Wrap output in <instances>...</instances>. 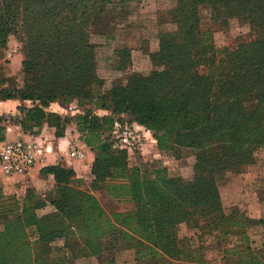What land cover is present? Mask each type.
Masks as SVG:
<instances>
[{
	"label": "trees",
	"instance_id": "trees-1",
	"mask_svg": "<svg viewBox=\"0 0 264 264\" xmlns=\"http://www.w3.org/2000/svg\"><path fill=\"white\" fill-rule=\"evenodd\" d=\"M113 1L0 0V48L19 33L27 50L23 86L0 73V100L20 101L19 115L0 121L15 120L31 134L47 124L61 138L74 119L80 140L95 152L89 187L72 168L54 164L43 168L55 177L54 194L0 188V264H77L94 256L102 264H196L181 224L201 234L210 224L218 230L221 264H264V241L250 234L264 218L225 213L219 189L221 179L256 163L264 149V0H176V29L160 34L152 69L105 89L90 26ZM205 4L220 26L234 18L248 23V36L217 46L200 25ZM73 100L84 110L73 119L48 109ZM123 114L152 131L164 156L192 155L191 175L131 165L112 138ZM97 191L131 208L108 212ZM58 240L67 252L54 251ZM127 249L134 250L133 262L119 261Z\"/></svg>",
	"mask_w": 264,
	"mask_h": 264
},
{
	"label": "rangeland",
	"instance_id": "rangeland-1",
	"mask_svg": "<svg viewBox=\"0 0 264 264\" xmlns=\"http://www.w3.org/2000/svg\"><path fill=\"white\" fill-rule=\"evenodd\" d=\"M175 7L176 0H132L124 4H121L120 0H114L109 5L107 12L102 15V19L90 26V39L97 45L98 72L105 80V89H108L112 84L124 82L128 73L135 71L148 73L152 69L150 55L159 50L160 34L176 29L173 20ZM199 14L202 29L213 32L216 45L219 47L228 45L240 37H246L250 32L249 24L237 18L232 19L228 27L218 25L217 21L213 19L210 5H202L199 8ZM22 37L19 33H12L8 36L7 43L0 48V73L12 77L19 86H23L25 83L23 61L27 58V50ZM122 48L129 49V54H122V57L117 55L116 50ZM122 59H125V64L121 63ZM27 104L31 105V102H27ZM48 109L72 119L76 115L84 113L83 108L75 100L70 103L53 102ZM98 113L103 115L106 111L99 110ZM15 115H19V113ZM122 116L125 117L122 118L124 122L121 120L115 122L112 138L114 147L127 151L131 165L144 163L150 168L165 167L174 177L191 175L192 155L182 158L164 156L158 149L157 139L150 129L131 120L129 115L123 114ZM118 124L137 130L142 135V146L138 149L123 146L116 132V127L119 128ZM65 136L72 140L77 147L76 143L81 144L82 141L79 138L74 119L67 125ZM72 149L73 145L70 148V154ZM81 178L85 180L86 187H89L93 179L92 172L88 177ZM219 189L225 213H231L237 209L247 216L249 213H256L261 214V218H264V201L262 200L264 198V149L259 151L256 163L247 164L240 171L221 179ZM8 192L17 193L15 190ZM96 195L108 212L126 211L131 208V205L114 201L99 191L96 192ZM255 202H257V206L254 204ZM50 209L51 207L48 208V211ZM209 221L215 222L214 219ZM250 234L255 241H264V225L251 227ZM179 235L187 238L194 249L196 264L222 263V247L225 244L219 231L212 228L211 224L202 234L199 231H189L185 224H181ZM52 247L54 251L67 252L62 240L54 242ZM118 259L121 262L124 260L133 262L134 250H123L118 254ZM65 261L66 264H75L72 259ZM77 264L102 263L97 256H94L79 259Z\"/></svg>",
	"mask_w": 264,
	"mask_h": 264
},
{
	"label": "crops",
	"instance_id": "crops-1",
	"mask_svg": "<svg viewBox=\"0 0 264 264\" xmlns=\"http://www.w3.org/2000/svg\"><path fill=\"white\" fill-rule=\"evenodd\" d=\"M19 104L20 101L16 99L0 100V117L16 116L15 114L19 113L17 109ZM0 125L6 127V139L0 142V151L4 143L17 139L39 141L43 143V147L46 150L27 174L7 175L0 164V188L4 189V191L15 190L19 195H22L28 189H32L45 195L54 194L57 187L54 175L43 173V168L54 164L72 168L79 177H88L91 174L95 152L82 142L81 144H76L84 151V157L82 159L73 158L70 156V148L72 145L75 146L73 141L67 136L57 138L54 134V128L47 124H44L39 134L25 133L21 125L15 120L0 121ZM254 204L257 206V202ZM248 216L257 219L261 217V214L249 213Z\"/></svg>",
	"mask_w": 264,
	"mask_h": 264
},
{
	"label": "built area",
	"instance_id": "built-area-1",
	"mask_svg": "<svg viewBox=\"0 0 264 264\" xmlns=\"http://www.w3.org/2000/svg\"><path fill=\"white\" fill-rule=\"evenodd\" d=\"M118 126L116 132L123 146L130 149H138L142 146V135L137 130L119 124ZM45 151L43 143L39 141L17 139L6 142L0 151V164L7 175L27 174ZM71 155L80 159L84 157V151L75 145Z\"/></svg>",
	"mask_w": 264,
	"mask_h": 264
}]
</instances>
